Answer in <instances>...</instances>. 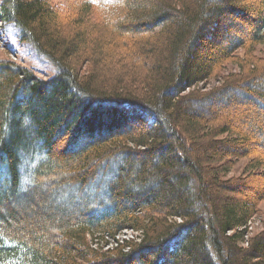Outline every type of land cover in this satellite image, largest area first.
Listing matches in <instances>:
<instances>
[{
    "label": "trees",
    "instance_id": "trees-1",
    "mask_svg": "<svg viewBox=\"0 0 264 264\" xmlns=\"http://www.w3.org/2000/svg\"><path fill=\"white\" fill-rule=\"evenodd\" d=\"M62 7L0 1L55 68L0 60V264H264V0Z\"/></svg>",
    "mask_w": 264,
    "mask_h": 264
},
{
    "label": "rangeland",
    "instance_id": "rangeland-1",
    "mask_svg": "<svg viewBox=\"0 0 264 264\" xmlns=\"http://www.w3.org/2000/svg\"><path fill=\"white\" fill-rule=\"evenodd\" d=\"M49 1L55 6L63 8L62 6L65 0ZM203 56H206V52L203 53ZM1 59H8L18 63L19 65L25 66L41 78H49L55 72L54 65L46 57L38 54L28 42L22 41L20 39V31L17 26L14 23L5 22L2 19H0V60ZM81 66L82 70H84V63H82ZM215 83L216 81H210L203 86L210 87ZM246 165V159L240 157L235 160L232 170L228 173V176L245 180V184L243 185L245 186L246 192H244V194L241 192H235L236 197L243 199L246 197H251L256 189H261V187L264 185V175L252 174L247 169ZM258 172L262 173V170H258ZM258 208L259 213L249 223L248 232L245 235L246 238L253 235V233H257L264 229V200L259 202ZM135 235L136 233L131 230H122V232L117 234L115 238L119 240L131 239L134 238ZM105 239H107V243L104 245V248L115 245V242L112 238L106 237ZM247 244L248 242L246 239L242 245L246 246Z\"/></svg>",
    "mask_w": 264,
    "mask_h": 264
}]
</instances>
